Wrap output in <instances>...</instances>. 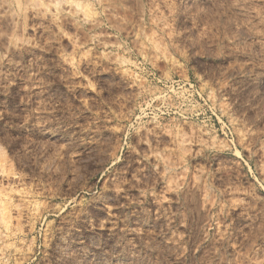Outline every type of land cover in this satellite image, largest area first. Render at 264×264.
<instances>
[{
    "label": "rangeland",
    "instance_id": "obj_1",
    "mask_svg": "<svg viewBox=\"0 0 264 264\" xmlns=\"http://www.w3.org/2000/svg\"><path fill=\"white\" fill-rule=\"evenodd\" d=\"M0 201V264H264V0H0Z\"/></svg>",
    "mask_w": 264,
    "mask_h": 264
},
{
    "label": "bare ground",
    "instance_id": "obj_2",
    "mask_svg": "<svg viewBox=\"0 0 264 264\" xmlns=\"http://www.w3.org/2000/svg\"><path fill=\"white\" fill-rule=\"evenodd\" d=\"M1 202V201H0ZM1 207V206H0ZM107 207V206H106ZM2 209H3V207H2ZM3 212H4V209L2 210ZM2 211L0 212V214H3L2 213ZM3 216V215H2ZM1 219H3L2 217H1ZM7 219H9V218H7ZM1 221H4V219L3 220H1ZM115 227V226H114ZM111 229V228H110ZM5 231V230H4Z\"/></svg>",
    "mask_w": 264,
    "mask_h": 264
}]
</instances>
